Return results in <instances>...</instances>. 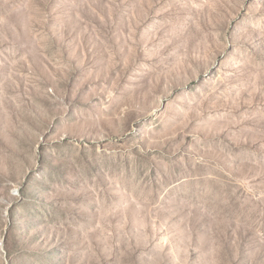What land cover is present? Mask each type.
<instances>
[{"label":"rangeland","instance_id":"374dc122","mask_svg":"<svg viewBox=\"0 0 264 264\" xmlns=\"http://www.w3.org/2000/svg\"><path fill=\"white\" fill-rule=\"evenodd\" d=\"M0 264H264V0H0Z\"/></svg>","mask_w":264,"mask_h":264}]
</instances>
